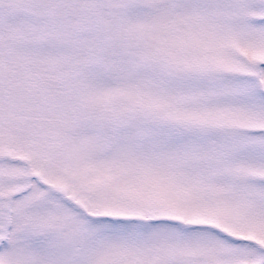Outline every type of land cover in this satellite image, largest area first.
Masks as SVG:
<instances>
[{
	"label": "snow or ice",
	"instance_id": "6c2138e0",
	"mask_svg": "<svg viewBox=\"0 0 264 264\" xmlns=\"http://www.w3.org/2000/svg\"><path fill=\"white\" fill-rule=\"evenodd\" d=\"M0 264H264V0H0Z\"/></svg>",
	"mask_w": 264,
	"mask_h": 264
}]
</instances>
